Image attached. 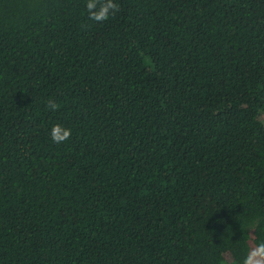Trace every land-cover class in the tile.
Returning <instances> with one entry per match:
<instances>
[{
  "label": "trees",
  "instance_id": "trees-1",
  "mask_svg": "<svg viewBox=\"0 0 264 264\" xmlns=\"http://www.w3.org/2000/svg\"><path fill=\"white\" fill-rule=\"evenodd\" d=\"M112 2L0 0V264H253L264 0Z\"/></svg>",
  "mask_w": 264,
  "mask_h": 264
},
{
  "label": "clouds",
  "instance_id": "clouds-1",
  "mask_svg": "<svg viewBox=\"0 0 264 264\" xmlns=\"http://www.w3.org/2000/svg\"><path fill=\"white\" fill-rule=\"evenodd\" d=\"M92 6H93L92 3H90L89 4V7L91 8ZM109 7L115 8V4L112 2V0H109V3H108V5L105 8V11ZM102 15H103V13H101L100 15H96L95 18L96 19H100ZM67 135H68L67 130L64 131L63 135H60L59 131H54V133H53V139L54 140H63V139H65L67 137ZM260 253L261 254H264V245H261L260 246ZM246 264H250V261L249 262H246Z\"/></svg>",
  "mask_w": 264,
  "mask_h": 264
},
{
  "label": "rangeland",
  "instance_id": "rangeland-1",
  "mask_svg": "<svg viewBox=\"0 0 264 264\" xmlns=\"http://www.w3.org/2000/svg\"><path fill=\"white\" fill-rule=\"evenodd\" d=\"M252 262L253 264H264V260L262 257V254L260 253V251L258 250V248H254L252 250Z\"/></svg>",
  "mask_w": 264,
  "mask_h": 264
}]
</instances>
